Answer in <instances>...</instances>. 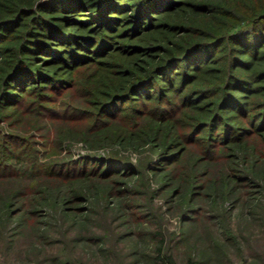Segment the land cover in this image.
I'll use <instances>...</instances> for the list:
<instances>
[{
	"label": "trees",
	"instance_id": "1",
	"mask_svg": "<svg viewBox=\"0 0 264 264\" xmlns=\"http://www.w3.org/2000/svg\"><path fill=\"white\" fill-rule=\"evenodd\" d=\"M213 2L0 0V104L9 108L19 96L39 87L57 92V85L72 86L67 77L75 70L77 77L91 66H95L93 89L87 90L97 98L103 95L89 109L78 105L71 109L78 116L91 114L89 125L94 131L84 132L94 137L93 146L106 145L109 150L84 152L76 161L43 166L47 178L32 191L35 202H75L83 192H92L95 175L115 182L122 176L136 175L133 180L138 181V174L150 177L164 172L159 187L173 185L179 193L174 208H179L178 228L183 233L187 221L191 227L205 215V208L194 204L202 194L195 188L209 181L212 197L220 192L226 198L234 178L250 180L238 171L232 177L227 170L241 160L252 170L264 163V0H225L243 11L233 24L218 15L226 12L235 17L234 13ZM77 11H86L87 17H79ZM225 42L228 46L216 51ZM39 78L47 83L36 82ZM25 84L28 91L20 89ZM81 84L76 79V87ZM129 100L126 108L123 104ZM67 131L59 134L66 136ZM80 138L90 140L85 134ZM259 138L262 143L253 144ZM226 148H238L241 155L234 153L228 155L231 160L217 162ZM144 149L149 154L140 163L120 153ZM10 157L6 153L1 166L13 168L22 180L25 166L36 165L33 156L28 160L18 155L19 160L12 161ZM83 160L93 163L91 169ZM259 178L264 179V174ZM18 187L13 197L31 193L22 191L23 184ZM107 192L104 199L112 187ZM215 208L206 207L208 215L219 213ZM22 209L16 212H29ZM137 232V240H154L158 243L152 249L157 254L162 251L163 229ZM210 242L204 250L210 255L208 262L219 249Z\"/></svg>",
	"mask_w": 264,
	"mask_h": 264
},
{
	"label": "rangeland",
	"instance_id": "2",
	"mask_svg": "<svg viewBox=\"0 0 264 264\" xmlns=\"http://www.w3.org/2000/svg\"><path fill=\"white\" fill-rule=\"evenodd\" d=\"M199 1H216L222 11L234 13L235 17L225 15L226 12L218 13L221 21L228 18L230 23H236V16L243 13L225 0ZM77 12L79 17H87L86 11ZM69 13L76 17L74 12ZM227 46L225 42L216 51ZM117 71L116 68L114 72ZM2 72L0 70V74ZM93 73L95 66L82 69L77 77L75 70L69 78L65 74L72 86L54 84L57 92L39 87L19 96L14 106L7 108L8 105L0 104V162H5L6 153L12 157L11 161L17 160L18 155L22 159L36 158V165L25 166L20 174L23 180L15 175L13 168L0 164V264H154L153 256L157 264H264V179L259 178L264 174V163L261 162L258 169L252 170L241 160L227 170L232 177L238 171L250 180L237 181L234 178V187L226 198L221 197L220 192L218 197H212L209 181L195 188L202 194L194 204L205 208V215L191 227L187 221L185 226L188 227L183 233L178 228L179 208H174L179 193L173 185L159 187L164 172L152 173L150 177L138 174V181L133 180L136 175L133 178L122 176L115 182L100 180L101 177L95 175L91 180L94 183L92 192H83L75 202H45L41 199V202H35L32 191L47 178L42 172L43 166L52 161H76L84 152L109 150L106 145L93 146L90 141L94 137L84 132L89 128L94 131L89 125L93 118L91 114L78 116V111L71 109L76 105L89 109L92 102L103 98V95L99 94L101 97L97 98L88 92L93 89ZM76 79L83 84L76 87ZM45 81L36 79V82ZM26 86L20 89L28 91ZM123 105L127 108L130 100ZM63 129L68 130L66 136L59 134ZM84 134L90 139L87 142L80 138ZM261 143L260 138L253 141L257 146ZM188 151L197 154L195 149ZM120 153L140 163L145 161L149 150ZM234 153L241 155L238 148L223 149V157L217 162L231 160L228 155ZM82 164L87 165V169L93 166L92 162L87 164V160ZM209 174L213 176L214 172ZM21 184L24 193H31L13 197L14 190ZM111 187L113 192L104 199L103 195ZM213 205L222 214L210 211L213 214L208 215L206 207L212 209ZM21 206L29 212H16ZM87 211L88 215L85 214ZM64 212H68V216ZM159 228L163 229L165 240L162 251L157 254L152 247L158 242L147 238L137 240L140 237L137 231ZM78 235L83 238L76 240ZM93 236L102 238L96 241ZM209 241L219 246L216 252H212L211 262L207 260L210 255L204 251Z\"/></svg>",
	"mask_w": 264,
	"mask_h": 264
}]
</instances>
